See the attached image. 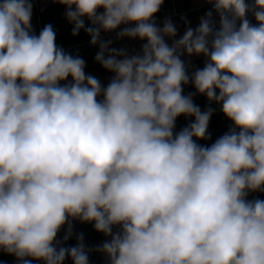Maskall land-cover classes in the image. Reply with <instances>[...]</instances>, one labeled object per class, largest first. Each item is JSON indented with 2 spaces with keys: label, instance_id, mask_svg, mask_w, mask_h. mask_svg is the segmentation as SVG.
<instances>
[{
  "label": "clouds",
  "instance_id": "9594fccd",
  "mask_svg": "<svg viewBox=\"0 0 264 264\" xmlns=\"http://www.w3.org/2000/svg\"><path fill=\"white\" fill-rule=\"evenodd\" d=\"M54 2L114 76L87 75L52 25L34 34L31 0H0V249L89 264L82 233L63 246L79 220L110 238L96 249L108 264H264V200L247 199L264 192V0H205L178 39L155 20L164 0ZM118 28L138 53L101 39ZM201 55L190 74L182 57ZM197 94L234 125L208 147L214 109ZM180 116L194 121L174 133Z\"/></svg>",
  "mask_w": 264,
  "mask_h": 264
},
{
  "label": "trees",
  "instance_id": "16d2710c",
  "mask_svg": "<svg viewBox=\"0 0 264 264\" xmlns=\"http://www.w3.org/2000/svg\"><path fill=\"white\" fill-rule=\"evenodd\" d=\"M246 2H250V0H246ZM163 6H164V3L162 4L159 12L155 15L156 22L161 18V10ZM211 7L212 5L204 7L201 10V17H203L204 14L208 10L211 9ZM100 11H103V10L100 9ZM65 12H66L65 6L60 5L59 3H56V2L48 4L46 7L41 8L42 28H44L46 25H49V24L52 25L56 33V44L57 46L62 47V48L89 41L90 36L84 31V29H81L78 35L76 36L72 35V29L74 25L71 24L66 19ZM249 19L251 20L253 24L256 23L253 17L249 16ZM84 21H85V27L91 26V22L86 17L84 18ZM122 27L124 26L122 25L121 28ZM118 31H120V28L110 33L102 32L101 37L105 35L114 34ZM98 51H99V48H92V49H88L86 51L79 53L77 56L82 58L85 61L86 65H92L95 68L96 78L102 84L105 74L107 73V70H105L95 60V56ZM204 64H205V59L192 62L189 67V73L191 74V72L197 68H203ZM70 80L71 78L69 77V81ZM61 83L63 84L66 82H61ZM183 88H184L185 95H187L190 92L194 93L196 91L191 83L183 86ZM193 102L196 105H198L202 111L205 110L209 106H211L214 109V112L210 118L209 126L207 129V133L210 136V138L205 139V140H197L196 142L198 144L202 146H206V147L211 146L212 143H214L217 139H219L221 136L229 132V130L234 127L232 121H230L224 116V114L220 110L219 105L215 103H212L211 105H209V102L206 96L197 94L193 97ZM193 121H194V117H185V116L178 117L175 123L174 133H178L180 130L187 127L188 124ZM247 199L248 200H254V199L264 200V192H261V191L251 192L248 194ZM72 226H73V235L66 243H64L63 246L65 247L76 246V244L78 243L76 236L82 233L83 243L85 245L86 250H88L89 264H108L107 256L103 254L102 252L97 251L96 249L102 246V244L107 239H110V238L106 237L103 233L97 232L93 227V223H82L79 220H74L72 221ZM66 231H67V225L62 227V229L58 233L57 239L62 240ZM0 264H20V261H18L14 255H10L4 252L2 249H0ZM32 264H43V261L33 260ZM64 264H73V261L71 260V258H66Z\"/></svg>",
  "mask_w": 264,
  "mask_h": 264
},
{
  "label": "crops",
  "instance_id": "0c3cea01",
  "mask_svg": "<svg viewBox=\"0 0 264 264\" xmlns=\"http://www.w3.org/2000/svg\"><path fill=\"white\" fill-rule=\"evenodd\" d=\"M188 4L190 7L189 12L173 20V23L177 26V29H178L177 37H176L177 39L183 35L186 29V25L184 24L182 17L186 18L189 21V24L187 26L195 28L199 24V21L201 18V10L204 7H207L210 5L206 3L205 0H188ZM157 25L161 27L163 26V24L159 22H157ZM144 42L145 41H141L139 39H130V38L125 37V38H122L120 41L114 42L113 44L110 45V47L117 48V49L124 48L127 50L129 55H132L140 51L141 46ZM168 42L171 43V40H169ZM182 59H185L186 61L190 60L192 63V62L204 60L205 58L201 55V56H192V57L185 56V57H182ZM85 73L87 75H92L96 77V71L92 65H86ZM113 76H114V73L107 71L102 85L106 87Z\"/></svg>",
  "mask_w": 264,
  "mask_h": 264
},
{
  "label": "built area",
  "instance_id": "2783aa9c",
  "mask_svg": "<svg viewBox=\"0 0 264 264\" xmlns=\"http://www.w3.org/2000/svg\"><path fill=\"white\" fill-rule=\"evenodd\" d=\"M33 4L32 10V28L34 34L38 35L42 28V20H41V7L39 0H31ZM190 7L188 4V0H164V6L161 10V18L158 22L162 23L166 18H171L173 21L175 18L189 12ZM117 33V32H116ZM116 33L111 35L102 36L101 39L104 41L111 40L114 43L117 39ZM92 48H99L98 45H91L90 40L82 43H78L76 45H70L63 48L66 52L77 56L79 53L86 51Z\"/></svg>",
  "mask_w": 264,
  "mask_h": 264
},
{
  "label": "rangeland",
  "instance_id": "374dc122",
  "mask_svg": "<svg viewBox=\"0 0 264 264\" xmlns=\"http://www.w3.org/2000/svg\"><path fill=\"white\" fill-rule=\"evenodd\" d=\"M39 2H40V6H41V8H43V7H46L48 4H51V3H53L54 2V0H39ZM158 22V21H157ZM160 23V22H159ZM122 38H120V39H116V41L115 42H117V41H120ZM113 44V43H112Z\"/></svg>",
  "mask_w": 264,
  "mask_h": 264
}]
</instances>
